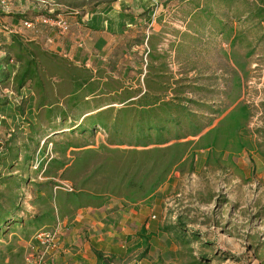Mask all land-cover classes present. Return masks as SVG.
Returning <instances> with one entry per match:
<instances>
[{"label": "rangeland", "instance_id": "obj_1", "mask_svg": "<svg viewBox=\"0 0 264 264\" xmlns=\"http://www.w3.org/2000/svg\"><path fill=\"white\" fill-rule=\"evenodd\" d=\"M54 1L0 0V13L13 12V9L19 12L16 16L13 13L0 15L1 62L9 37L17 36L14 32L20 27L28 29L22 23L19 25L15 18H24L34 27L37 19L39 22L49 19L53 14L49 9L59 10L61 13L53 16L61 18L67 8L85 6L89 9L97 2L109 0ZM136 1L127 0L132 8L127 9L125 17L138 14L140 8L135 7ZM186 1L144 0L145 6L150 5L154 30L147 31L145 22L130 31L124 29L123 43L137 38L142 31L161 34L166 40L169 72L181 74L189 98L206 104L200 108L204 122L212 119L206 130L216 127L237 104L247 106L250 117L238 135L242 145L239 147L230 141L225 149L218 145L199 151L194 158L193 173H171L152 198L142 203L146 205L143 212L147 229L126 241H118L117 255L100 253L103 264H264V23L257 31L250 25L229 21L228 27L236 33L249 32H246L247 38L232 47L225 35L212 31L210 25L204 29L197 25L196 33L183 26L186 16L181 10L190 6ZM30 4L41 9L37 16L28 11ZM116 12L118 9H112L109 17L120 19L121 15ZM120 30L119 26L107 29L109 33L122 34ZM177 38L181 39L183 51L179 49L180 55L173 57L170 44ZM141 50L125 53L123 49L120 59L115 60L118 61L117 69L105 68L110 69L107 73L135 86L138 75L132 72V62L134 59L139 64ZM2 65L7 81L0 83V212L6 220L0 231V264H36L41 255V264H55L44 254L58 238V234L54 236L55 224L36 230L25 223L29 217L41 215L48 208L54 210L53 215L58 220L76 213L72 204H68L61 210L63 216L59 217L54 198L59 189L70 191V183L60 181L59 173L56 178L44 177L46 170L54 172L52 166H48L52 158L70 163L72 151L55 154L61 151L66 140L50 134L53 123H47L42 112L37 110V99L30 85L26 84L21 90L15 88L12 83L16 71L14 62ZM126 66L130 70H126ZM52 82L58 81L52 78ZM61 88L64 85L61 84ZM70 140L80 146L96 148L104 143L105 135L98 132L94 137H79L74 134ZM7 151L18 158V165L13 163L18 167L7 168L11 163L7 157L3 159ZM166 185L169 186L166 188ZM19 220L22 224L14 223ZM175 223L181 225L189 237L195 234L198 241L189 239L186 245L164 231V226Z\"/></svg>", "mask_w": 264, "mask_h": 264}, {"label": "trees", "instance_id": "obj_2", "mask_svg": "<svg viewBox=\"0 0 264 264\" xmlns=\"http://www.w3.org/2000/svg\"><path fill=\"white\" fill-rule=\"evenodd\" d=\"M186 2L191 7L181 10L186 16L183 26L196 33L197 25L201 29L210 25L212 31L224 34L232 47L247 38L245 35L249 32L236 33L228 27L229 21L250 25L257 31L264 23V0ZM146 13L128 17L120 13L122 28L125 18L138 19ZM150 17L146 18L149 22ZM137 38L140 45L146 38L149 62L146 72H136L135 86L114 79L111 72L77 68L42 50L34 42H23L18 35L11 36L6 47L2 60L6 65L9 61L14 62L16 71L12 83L15 88L21 90L26 84L30 85L37 99V110L42 112L47 123H53L50 134L66 140L61 151H55V154L72 151L70 163L52 158L48 166H52L54 172L46 170L44 176L56 178L59 173L60 181L70 183V191L59 189L55 194L59 214L68 204L75 210L100 207L109 197L129 204L145 203L174 171L193 173L194 158L199 151L211 150L218 145L225 149L230 141L239 147L242 145L238 135L250 117L249 108L237 104L216 127L206 130L212 122V119L203 121L200 108L206 104L189 98L181 74L169 72L167 51L159 53L157 50L163 42L161 34L151 32L147 36L142 31ZM177 40L171 42L170 47L173 50L177 43L182 52L181 39ZM3 62H0L1 84L7 81ZM52 78L58 82L53 83ZM60 83L64 85L63 89ZM98 132L105 135V140L96 148L80 146L70 140L74 134L94 137ZM46 142L47 139L44 144ZM6 157L11 162L8 169L18 167L13 166V163H19L15 155L7 151L3 159ZM49 197L52 199V194ZM53 212L48 208L41 215L29 217L25 225L36 230L51 223L54 225L58 218ZM5 220L0 212V231L4 229ZM14 223L22 224V220ZM163 228L183 244L189 245V239L198 241L195 234L192 237L185 234L178 223ZM98 259L99 263H104L100 255Z\"/></svg>", "mask_w": 264, "mask_h": 264}, {"label": "crops", "instance_id": "obj_3", "mask_svg": "<svg viewBox=\"0 0 264 264\" xmlns=\"http://www.w3.org/2000/svg\"><path fill=\"white\" fill-rule=\"evenodd\" d=\"M145 5L147 4L144 3V0L136 1L135 7L140 8L137 10L138 14L147 13L138 19L136 17L132 20L125 18L123 28L121 19L111 18L109 14L112 9H118L117 14H126L127 9L132 7L128 6L127 0H109L108 2H97L89 9H86L85 6L67 8L68 10L64 11L61 18L57 16L59 15L57 13H61L59 10L49 9L50 12L53 11V14L49 16L50 23L39 22L36 17L37 24L34 27L31 25L28 29L20 27L14 33L17 35L23 33L24 35L21 36L23 42H34L42 50L70 62L77 68L88 69L90 72H109L110 69L107 70L105 68H111L115 71L118 62L115 60L120 59V53L123 49L125 53H128L140 48L142 49L141 63L138 62L139 64H136L133 59L134 70H131L132 72H146V65L149 62L146 57V53L149 51L146 46V38L141 45L137 41L138 38L134 37L123 43L125 38L123 35L126 34L124 29L130 31L132 28L139 26L140 23L145 22L147 31L150 28L154 30L153 24L155 22L152 19H150V22L147 20L150 17V5ZM161 7L163 8L164 6L161 5ZM12 11H1V13H4L2 15L13 13L15 14H12L13 16L19 13L14 12V9ZM28 11L37 16L41 9L39 6L30 4ZM54 13L57 15L53 16ZM138 14H134V16ZM52 17L54 18L51 19ZM104 17H106V20ZM17 18L15 19L19 25L20 23H27V21L23 20L24 18L21 19L23 21ZM58 19H62L67 23L68 30L66 32H61L57 28L55 21ZM108 26L109 28L119 26L121 28L120 31L123 32L122 34L120 32L109 33L107 31ZM149 33L145 31L147 36ZM11 36L6 47L10 44ZM157 50L159 53L166 50L165 39L158 45ZM131 53L134 54L133 52ZM171 55L173 57L180 55L177 43H175ZM125 69L130 70L127 66ZM168 186L166 185V188ZM144 206L146 205L142 203L129 204L124 203L119 198L109 197L100 207L80 208L70 218L65 216L62 220L57 219L54 236L58 234V238L52 248L45 250L44 254L47 255V259L51 257L55 264H102L99 263L98 259L100 253L109 252L117 255L118 248L116 246L118 241H126L128 238L133 237V234L137 235L143 229H147L148 226L144 224L146 218V213L143 212L145 210ZM47 264L49 263L47 262Z\"/></svg>", "mask_w": 264, "mask_h": 264}, {"label": "built area", "instance_id": "obj_4", "mask_svg": "<svg viewBox=\"0 0 264 264\" xmlns=\"http://www.w3.org/2000/svg\"><path fill=\"white\" fill-rule=\"evenodd\" d=\"M1 3L4 4L3 1H1ZM42 21H43V23H45V24H48V23L51 22L50 19H47V20H44V19H43ZM55 22H56L57 27H59V28L61 29V31L66 32V31L68 30V25H67V23H66L65 21H63L62 19H58V20H56ZM24 25H26V26H28V27L30 26L29 23H25ZM151 218H154V217L152 216ZM50 241H51V240H50ZM38 258H39V259L37 260V263H36V264H41V263H42V260H43V255H41V256L38 257Z\"/></svg>", "mask_w": 264, "mask_h": 264}]
</instances>
